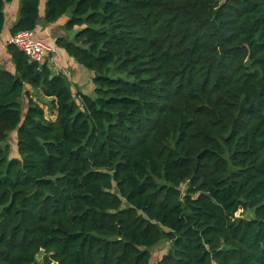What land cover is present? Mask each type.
<instances>
[{"label":"trees","instance_id":"1","mask_svg":"<svg viewBox=\"0 0 264 264\" xmlns=\"http://www.w3.org/2000/svg\"><path fill=\"white\" fill-rule=\"evenodd\" d=\"M38 5L20 0L13 34ZM64 15L94 96L8 45L0 264H151L163 241L156 264H264V0H47L46 23Z\"/></svg>","mask_w":264,"mask_h":264},{"label":"crops","instance_id":"2","mask_svg":"<svg viewBox=\"0 0 264 264\" xmlns=\"http://www.w3.org/2000/svg\"><path fill=\"white\" fill-rule=\"evenodd\" d=\"M46 2L47 0H39V19L37 21L36 27L33 29V37L38 40H43L52 49L51 53L46 57L44 62L39 67L40 71L41 67L45 65L46 71L50 74V76L61 74L67 81L73 93L81 92L89 96H94V84L92 81L94 73L86 69L83 65L79 64L73 56L68 54L65 49L57 44L59 38L71 40L77 28L75 27L72 30H66L63 27L64 22L67 19V16L65 15L61 16L55 22L46 23L43 20ZM19 9L20 0H11L3 5L4 22L0 32V69L12 75L15 74L16 68L11 53L8 50V40L13 34L12 28L19 20ZM36 90H39L43 95L40 88H33L29 84H24L23 92H28V95L32 101L38 103L43 108V103L39 102V99L33 97L36 93ZM23 97L26 99V102H23L21 98L19 99V102L21 104L22 112H25L27 109L28 100L24 95ZM47 98H49L50 103L51 98ZM22 102L24 103L25 108ZM50 118H54L52 113ZM156 247L157 245L155 248Z\"/></svg>","mask_w":264,"mask_h":264},{"label":"built area","instance_id":"3","mask_svg":"<svg viewBox=\"0 0 264 264\" xmlns=\"http://www.w3.org/2000/svg\"><path fill=\"white\" fill-rule=\"evenodd\" d=\"M8 44L14 45L27 57L30 63H34L37 66H41L52 51L46 42L33 37V30L15 32L10 36Z\"/></svg>","mask_w":264,"mask_h":264},{"label":"rangeland","instance_id":"4","mask_svg":"<svg viewBox=\"0 0 264 264\" xmlns=\"http://www.w3.org/2000/svg\"><path fill=\"white\" fill-rule=\"evenodd\" d=\"M223 1V0H221ZM40 70V69H39ZM37 99H39V102L43 103V108H44V112L45 115L50 118L51 113H50V104H49V98L44 97L39 90H36L35 95L33 96ZM21 100H23V102H26V99L24 97H21ZM22 102V103H23ZM23 106L25 108V105L23 103ZM22 109V108H21ZM24 113V112H23ZM22 113V115H24ZM53 117V116H52ZM16 131H13L11 133H9L8 138H7V142L10 146L9 151H10V155L11 156H18L17 154V148H16ZM2 144V143H1ZM241 210H238L236 212V215H240ZM244 216H249V213H243ZM169 247L168 243L163 241L162 243H160L159 245H157V247L152 249V257H151V264H156V262L161 258V256L166 253L167 248ZM39 262V260H37ZM41 261V260H40Z\"/></svg>","mask_w":264,"mask_h":264},{"label":"water","instance_id":"5","mask_svg":"<svg viewBox=\"0 0 264 264\" xmlns=\"http://www.w3.org/2000/svg\"><path fill=\"white\" fill-rule=\"evenodd\" d=\"M38 73H40V70H37ZM36 260L42 259L43 264H52V260L49 257L48 254L44 253V250L41 249L38 253V255L35 257Z\"/></svg>","mask_w":264,"mask_h":264}]
</instances>
